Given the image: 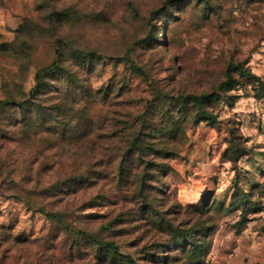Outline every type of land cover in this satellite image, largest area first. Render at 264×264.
<instances>
[{
    "label": "rangeland",
    "instance_id": "374dc122",
    "mask_svg": "<svg viewBox=\"0 0 264 264\" xmlns=\"http://www.w3.org/2000/svg\"><path fill=\"white\" fill-rule=\"evenodd\" d=\"M55 41L76 77L61 91L92 108L94 126L77 144L11 135L19 109L0 108L10 126L0 139V264H118L77 231L137 264H196L150 222L155 209L196 242L208 237L204 264H264V0H0V101L28 95ZM229 67L235 83L221 90ZM212 92L203 109L216 122L181 125L172 171L149 182L147 215L134 187L113 179L117 146L105 137L128 132L117 120L159 127L177 96Z\"/></svg>",
    "mask_w": 264,
    "mask_h": 264
},
{
    "label": "trees",
    "instance_id": "16d2710c",
    "mask_svg": "<svg viewBox=\"0 0 264 264\" xmlns=\"http://www.w3.org/2000/svg\"><path fill=\"white\" fill-rule=\"evenodd\" d=\"M54 45L53 60L48 65L36 70L34 85L28 95L17 102L0 101V108L16 106L19 109L18 117H13L11 119L13 122L9 123L12 129L9 131V126L8 131L9 133L12 132L10 133L11 135L21 130L22 134L24 132L32 134L48 132L53 140L57 139V141L77 144L86 139L91 127L94 126L93 116L90 111L92 108L84 104L81 105V101L75 95L74 90L72 92L68 91L66 94L61 91L60 84L63 85L64 83L66 86H74L76 77L62 67L61 50L56 41ZM71 54L78 60L87 59L86 53L80 50L72 49ZM132 68L136 72H141L135 66H132ZM240 75L243 76L244 73L242 72ZM224 77L225 79L219 84L221 90L229 89L235 83L230 67L225 71ZM52 94L55 95L52 96ZM106 96L107 91L102 93V99H106ZM88 98L84 101L88 102ZM216 98L217 94L215 92L202 95L177 96L173 99V104L163 106L159 127L151 123L146 124L145 120H141L142 117L130 123L117 120L114 126L117 125L119 128L128 129V132L122 133L121 129L115 130L105 137L110 141L109 143L116 144L115 148L117 146L116 172L112 175L113 179L120 184L127 183L125 187L129 189L134 187L131 190L133 200H139L141 209L146 208L147 215L151 213L152 209L154 210V208H151L153 205L148 196L149 182L154 178L156 181L159 180L161 182L167 173L172 171L166 160L177 157L178 151L174 147L177 142V136L178 134L186 136L187 126L181 127V125L188 124L190 119L195 125L202 121L216 122V118L206 109H203L206 103ZM139 122L142 127L145 126L147 128L146 133L141 129H135L136 124H139ZM8 131H5L3 123L0 122V139L7 138ZM164 140L173 142V145H165L159 149L157 146L162 143L158 144L157 142ZM245 154L243 152L239 157ZM159 158L164 162L161 161L159 163L157 161ZM139 167H141V170H138ZM73 183L74 179L68 177L65 186L70 188L74 186L72 185ZM219 205L222 206L221 204ZM204 208H202V211H205ZM152 213L153 216L149 219L150 222L157 226L158 232L164 234L167 231L170 235L169 245L175 246V250L179 248L181 253L187 257L188 262L204 264V256L209 252V248L203 238L205 235L196 242L192 235V230L181 229L179 225H176L170 218L166 217L164 211H156L155 209ZM48 216L57 221L61 220L57 213H49ZM77 234L88 242L96 244L110 255L111 260L118 264H137L130 256L121 255L114 242H102L84 231H77ZM202 258L203 261H201Z\"/></svg>",
    "mask_w": 264,
    "mask_h": 264
}]
</instances>
